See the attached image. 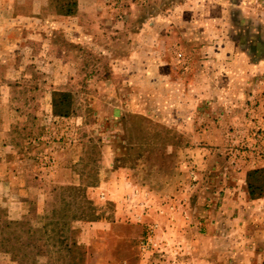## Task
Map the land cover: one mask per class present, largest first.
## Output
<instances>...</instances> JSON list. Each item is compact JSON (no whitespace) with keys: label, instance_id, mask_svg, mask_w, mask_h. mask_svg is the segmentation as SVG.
<instances>
[{"label":"rangeland","instance_id":"374dc122","mask_svg":"<svg viewBox=\"0 0 264 264\" xmlns=\"http://www.w3.org/2000/svg\"><path fill=\"white\" fill-rule=\"evenodd\" d=\"M50 2L0 0V264H264L263 107L212 144L177 108L211 47L264 60V0Z\"/></svg>","mask_w":264,"mask_h":264},{"label":"crops","instance_id":"0c3cea01","mask_svg":"<svg viewBox=\"0 0 264 264\" xmlns=\"http://www.w3.org/2000/svg\"><path fill=\"white\" fill-rule=\"evenodd\" d=\"M215 47V46H214ZM237 45L220 46L219 48H210L208 73L206 77L198 74L194 75L190 82L189 91L180 93L177 100L179 110L190 108V114L185 117L191 120L192 127L199 129L194 123L198 120V116L206 118L203 120L208 124V128L203 126L199 129L202 134L210 133L209 141H219V134L234 130L240 127L248 116L264 109V89L260 87L262 78L264 85V60H258L251 63L247 68V62L238 50ZM219 49V50H217ZM236 49V50H235ZM225 51L224 55L221 53ZM259 77V78H257ZM192 85V86H191ZM184 102V103H181ZM185 102H189L190 106L186 107ZM178 110V111H179ZM198 111H200L198 115ZM178 120V119H177ZM180 125H181V121ZM188 125L189 123H185ZM194 124V125H193ZM188 127H191V125ZM207 130V131H206ZM203 137V135H201ZM4 157L12 156L11 147L2 146ZM246 169L242 175V186L248 170L252 169L251 165L246 164ZM235 191V184L228 186L226 192ZM22 208V206H19ZM19 208V209H21Z\"/></svg>","mask_w":264,"mask_h":264},{"label":"trees","instance_id":"16d2710c","mask_svg":"<svg viewBox=\"0 0 264 264\" xmlns=\"http://www.w3.org/2000/svg\"><path fill=\"white\" fill-rule=\"evenodd\" d=\"M50 6L57 15L71 17L76 14L77 0H51ZM71 95L65 92H53L51 94V112L56 118H67L72 113ZM246 192L249 200H257L264 197V169L253 170L246 174ZM75 244H72V247ZM70 251V250H68Z\"/></svg>","mask_w":264,"mask_h":264}]
</instances>
